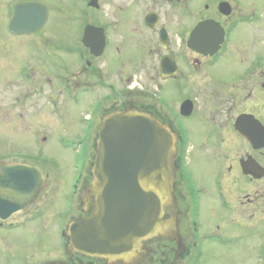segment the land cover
<instances>
[{"label": "flooded vegetation", "instance_id": "af4514ba", "mask_svg": "<svg viewBox=\"0 0 264 264\" xmlns=\"http://www.w3.org/2000/svg\"><path fill=\"white\" fill-rule=\"evenodd\" d=\"M24 1L0 0V264H264V0H37L44 24L12 32ZM129 111L175 137L167 228L76 249L99 129Z\"/></svg>", "mask_w": 264, "mask_h": 264}, {"label": "water", "instance_id": "95a60500", "mask_svg": "<svg viewBox=\"0 0 264 264\" xmlns=\"http://www.w3.org/2000/svg\"><path fill=\"white\" fill-rule=\"evenodd\" d=\"M33 16L41 20L22 19ZM45 16L47 9L39 3L19 4L10 29L33 30ZM174 156L175 137L155 118L139 112L108 116L99 131L93 180L84 196L86 216L73 225L75 248L117 255L161 232L168 224L162 209L173 200ZM23 168L20 173L37 175ZM3 174L13 176V169L3 168ZM21 184L3 185L16 191ZM5 207L7 213L16 208Z\"/></svg>", "mask_w": 264, "mask_h": 264}, {"label": "rangeland", "instance_id": "374dc122", "mask_svg": "<svg viewBox=\"0 0 264 264\" xmlns=\"http://www.w3.org/2000/svg\"><path fill=\"white\" fill-rule=\"evenodd\" d=\"M50 1H51V4H52V14L53 15H66L67 14V12H65V11L62 12V11L59 10V8L56 6V5H58V3H63L65 6H67L66 9L68 10V15H76L77 14L75 12L76 6L74 4H70L69 0H65V1L64 0H49V2ZM0 10H1V12H0V20H1L2 17L6 18V16L8 15V12L10 11V9L7 8V7H5V8L2 7V8H0ZM2 10H4V12H2ZM2 26H3V24H0V28Z\"/></svg>", "mask_w": 264, "mask_h": 264}]
</instances>
